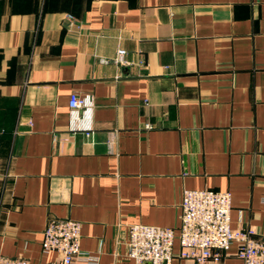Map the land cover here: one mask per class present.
<instances>
[{
    "label": "crops",
    "instance_id": "1",
    "mask_svg": "<svg viewBox=\"0 0 264 264\" xmlns=\"http://www.w3.org/2000/svg\"><path fill=\"white\" fill-rule=\"evenodd\" d=\"M71 93L91 97L89 135L67 129ZM203 188L264 235V0H0V254L46 264L47 221L71 218L97 264H148L127 225L177 232Z\"/></svg>",
    "mask_w": 264,
    "mask_h": 264
},
{
    "label": "built area",
    "instance_id": "2",
    "mask_svg": "<svg viewBox=\"0 0 264 264\" xmlns=\"http://www.w3.org/2000/svg\"><path fill=\"white\" fill-rule=\"evenodd\" d=\"M66 20L73 16L66 15ZM125 51L118 48L113 61L128 64ZM70 132H92L93 102L87 94L71 93L67 101ZM180 225L161 227L140 223L126 227V255L136 263L169 264L172 246L177 238L178 256L191 264H217L220 252L237 243L235 264H264V235H256L252 229L234 230L230 226L231 195L228 191L210 189H183ZM81 223L71 218L49 219L42 231L41 250L54 252L56 257L46 264H74L82 261L97 264V257L84 253L80 248ZM0 264H31L26 258L0 254Z\"/></svg>",
    "mask_w": 264,
    "mask_h": 264
}]
</instances>
